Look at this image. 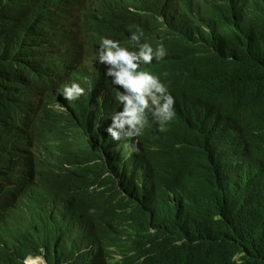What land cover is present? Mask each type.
<instances>
[{
    "label": "trees",
    "instance_id": "obj_1",
    "mask_svg": "<svg viewBox=\"0 0 264 264\" xmlns=\"http://www.w3.org/2000/svg\"><path fill=\"white\" fill-rule=\"evenodd\" d=\"M121 1L0 0L1 193L28 189L25 159L43 154L32 139L39 128L18 118L17 103L33 105L60 76L85 79L76 50L54 46L82 43L97 60L103 38L135 51L130 36L142 31L141 42L166 54L141 70L159 77L177 105L166 131L145 133L140 153L122 165L132 166L130 176L119 170L120 179L104 177L99 146L71 127L57 161L64 167L40 190L58 198V210L0 202V264L28 256L47 264H264V0H185L156 22L134 21L126 9L130 25L119 31ZM79 12L83 41L60 25ZM63 103L59 118L83 114V103Z\"/></svg>",
    "mask_w": 264,
    "mask_h": 264
},
{
    "label": "clouds",
    "instance_id": "obj_2",
    "mask_svg": "<svg viewBox=\"0 0 264 264\" xmlns=\"http://www.w3.org/2000/svg\"><path fill=\"white\" fill-rule=\"evenodd\" d=\"M179 2L181 6L185 4V0H122L119 5V13L122 17L119 31L124 21L130 25L128 18L124 15L126 9L130 12L127 16L134 21L141 18V20L156 22L162 21L164 16L177 9ZM96 15L99 16L100 13ZM77 16L76 20L69 17L62 19L60 25L65 24L63 26L75 28L78 32L77 39L83 41L82 35L86 30L85 17L81 12L77 13ZM142 36V31L133 32L130 36L136 48L135 51L129 50L127 46L113 38H103L97 60L82 43L54 46L63 53H66V47H68L70 55H72L71 48L76 50L73 56L78 58V66L85 74V79L82 80L77 74L65 75L68 78L77 76V80L74 79L76 81L68 82L60 76L58 81L54 82L53 89L37 97L33 105L32 100L17 103L18 118L39 128L37 137L34 136L32 139L33 144L42 149L43 154L39 160L34 161L33 154L29 151L31 155L25 159L23 165L25 170L26 168L29 170V188L22 193L0 192V202H3L4 206L9 209L15 205H38L42 202L54 213L58 210V198L40 190L53 178L55 171L61 172L64 167V164L57 161L62 158L61 154L68 148L67 134L73 126H82L84 133H90V139L99 146L101 151L99 157L102 155L104 159L100 158L97 163H101L104 177L117 176L120 179L117 173L119 170L130 176L127 170L132 166L122 171L124 167L122 165L132 155L140 153L138 146L145 133L148 130L151 134L159 130L166 131V125L177 114V105L168 88L159 77L149 71L141 70V65L150 64L153 58L162 59L166 50L163 45L153 49L149 43L141 42ZM123 37L128 39L127 31ZM108 78L114 89L109 87ZM90 98L93 103L87 104ZM40 99L41 103H38ZM63 99L83 103V114L59 118L57 114L66 106ZM30 110H32L31 115ZM111 144H115V151L110 154ZM51 157L56 162L51 163L49 161ZM79 157L78 149L76 159ZM111 167L117 175H111L109 171ZM79 168L81 171V167ZM83 176L87 177L84 173ZM135 183L139 185L138 180H135ZM76 188L83 192L87 186L78 185ZM79 196V192L73 195L74 203H77ZM84 252L85 249L81 253ZM28 257L24 264H42V257Z\"/></svg>",
    "mask_w": 264,
    "mask_h": 264
},
{
    "label": "rangeland",
    "instance_id": "obj_3",
    "mask_svg": "<svg viewBox=\"0 0 264 264\" xmlns=\"http://www.w3.org/2000/svg\"><path fill=\"white\" fill-rule=\"evenodd\" d=\"M115 158H116V156H115ZM127 172L129 173L130 171H129V169L127 170ZM29 257H31V256H29ZM28 257V258H29ZM32 257H35V256H32ZM44 260V259H43ZM44 262H46L45 260H44ZM47 264V263H46Z\"/></svg>",
    "mask_w": 264,
    "mask_h": 264
},
{
    "label": "bare ground",
    "instance_id": "obj_4",
    "mask_svg": "<svg viewBox=\"0 0 264 264\" xmlns=\"http://www.w3.org/2000/svg\"><path fill=\"white\" fill-rule=\"evenodd\" d=\"M37 6V5H36ZM32 257V256H31ZM32 258H34V257H32ZM42 264H46V262H44V260L42 259Z\"/></svg>",
    "mask_w": 264,
    "mask_h": 264
}]
</instances>
